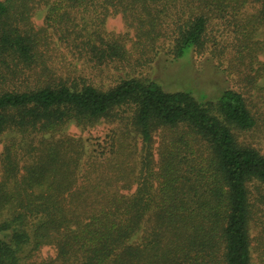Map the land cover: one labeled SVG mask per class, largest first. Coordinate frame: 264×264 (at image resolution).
I'll return each instance as SVG.
<instances>
[{
    "label": "trees",
    "instance_id": "1",
    "mask_svg": "<svg viewBox=\"0 0 264 264\" xmlns=\"http://www.w3.org/2000/svg\"><path fill=\"white\" fill-rule=\"evenodd\" d=\"M156 57L174 89L127 72ZM263 83L264 0H0V264H253L264 154L242 135L264 136ZM103 120L104 147L64 135Z\"/></svg>",
    "mask_w": 264,
    "mask_h": 264
},
{
    "label": "rangeland",
    "instance_id": "2",
    "mask_svg": "<svg viewBox=\"0 0 264 264\" xmlns=\"http://www.w3.org/2000/svg\"><path fill=\"white\" fill-rule=\"evenodd\" d=\"M249 9L247 10L249 13L254 12V9L252 6L248 7ZM42 18H43V14L42 13H38V16L36 18H34V23L36 26H41L42 25ZM106 29L108 32L111 33H115V34H121L124 35L126 37V41L129 39L133 38V32L131 30H129L128 28L125 27L123 20L121 18L120 15H115L112 17H109L107 19L106 22ZM218 41H220V43H222V45H226V43H224L221 40H225L224 37L217 39ZM228 41V39L226 40ZM209 50H206L203 54H200L198 52H194L193 54V65L195 67H199L200 64L207 59L206 57L209 56L208 53ZM219 55H221L223 62L227 63V60L232 58L233 52L230 49H225V47L223 48V50H220L219 53H217V56L220 57ZM146 58V57H145ZM163 58V57H160ZM216 60V58H214ZM67 60H69L67 58ZM160 61V59H159ZM158 58L156 57L155 59H153L152 61H149V64L147 62L146 64V59L144 62L141 61L140 64L136 65L133 69H131L129 72L130 74L134 73L136 75V77H140V78H146V79H158L161 83V85L163 86V88H165L166 90H172L174 88H172V84L169 82L167 83V81L164 82V78L163 76H161L164 72V68L167 66H172V63H165L163 61H160L159 63ZM214 63L218 62L216 60V62L213 60ZM212 62V63H213ZM178 63V62H177ZM213 63V64H214ZM160 65H166L161 67ZM174 65V64H173ZM180 64H176L174 65L173 69H179ZM183 69L185 68L184 65L181 66ZM163 70V71H162ZM96 71V70H95ZM196 72V76H198L199 71L195 70ZM170 73V71H168ZM188 72V70H187ZM190 72V71H189ZM125 73L126 72H121V71H116V72H108L105 75H101V76H93L94 83L95 85H97L99 88H105V87H110L112 86L115 81L117 80V78H122L125 77ZM161 73V75H160ZM172 74V72H171ZM133 76V74H132ZM188 74H184L183 70H179V72H177V74H174L173 77L174 79L178 80L175 84L173 83L174 86H178L180 88H182L184 86L183 91H191V93L197 94L198 92L201 93L203 91V88L207 85V83L205 82L204 84H200V80H196L195 82H191L188 80H185L187 78ZM178 78V79H177ZM198 78V77H197ZM214 81V80H213ZM221 81L223 82V78L221 79ZM220 82H215L217 84V86L222 87V84ZM175 82V81H174ZM199 84V85H198ZM264 85V83L262 84ZM186 87V88H185ZM235 88H237V86L235 85ZM117 124L115 123H111L108 121H101L99 124L94 125L92 127H89L85 130H82L80 128H77L73 125H70L66 130H65V134L64 135H69V136H73L75 138H83V139H89L90 143L92 145H94V147L97 148V145L100 144L102 145V147H104L107 143V135H109V132L116 126ZM164 134L163 131L158 130L154 133V143H153V155H154V159L157 162L158 156H157V151L158 148L161 144L162 141V135ZM242 139H244L245 141L249 142V143H253L255 147H258L261 151L262 154H264V136H262L261 134L254 132L251 133H246L242 135ZM4 139L0 140V154L2 152L3 149V143H4ZM23 153V152H22ZM22 156V155H21ZM252 190H255V186L252 187ZM134 191V187L128 192V191H123V193H131ZM253 214H252V222L250 224V236L252 240V251H251V255H252V263L253 264H260L259 261V248H258V240L257 238L259 237V230L261 227V222L264 221V207L259 203L256 202L255 207L252 208ZM39 256L42 258H50L52 256H54V249L52 247H43L40 249L39 251Z\"/></svg>",
    "mask_w": 264,
    "mask_h": 264
}]
</instances>
